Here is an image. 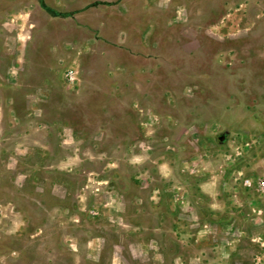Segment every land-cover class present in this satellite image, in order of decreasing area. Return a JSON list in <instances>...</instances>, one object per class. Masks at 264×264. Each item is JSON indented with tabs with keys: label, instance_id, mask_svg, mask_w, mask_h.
I'll return each mask as SVG.
<instances>
[{
	"label": "rangeland",
	"instance_id": "374dc122",
	"mask_svg": "<svg viewBox=\"0 0 264 264\" xmlns=\"http://www.w3.org/2000/svg\"><path fill=\"white\" fill-rule=\"evenodd\" d=\"M257 178L264 0H0V264H264Z\"/></svg>",
	"mask_w": 264,
	"mask_h": 264
},
{
	"label": "built area",
	"instance_id": "2783aa9c",
	"mask_svg": "<svg viewBox=\"0 0 264 264\" xmlns=\"http://www.w3.org/2000/svg\"><path fill=\"white\" fill-rule=\"evenodd\" d=\"M65 78L72 83L74 74L71 71L65 73ZM242 183L247 188H254L261 196L264 197V179L257 178L256 180L242 179ZM260 214V212H259Z\"/></svg>",
	"mask_w": 264,
	"mask_h": 264
},
{
	"label": "crops",
	"instance_id": "0c3cea01",
	"mask_svg": "<svg viewBox=\"0 0 264 264\" xmlns=\"http://www.w3.org/2000/svg\"><path fill=\"white\" fill-rule=\"evenodd\" d=\"M229 133L226 131V132H224V134H221V136H224V139L222 142H220V144H222L225 140H227V136L229 135ZM210 189H211L210 185L204 184V185L200 186V189L197 190V192H199L201 194V196L206 199L208 197V195H210V197H211V195H213L212 191ZM208 200L210 201V199H208Z\"/></svg>",
	"mask_w": 264,
	"mask_h": 264
},
{
	"label": "water",
	"instance_id": "95a60500",
	"mask_svg": "<svg viewBox=\"0 0 264 264\" xmlns=\"http://www.w3.org/2000/svg\"><path fill=\"white\" fill-rule=\"evenodd\" d=\"M223 139H224V136H220V137H219V141H220V142H222Z\"/></svg>",
	"mask_w": 264,
	"mask_h": 264
}]
</instances>
